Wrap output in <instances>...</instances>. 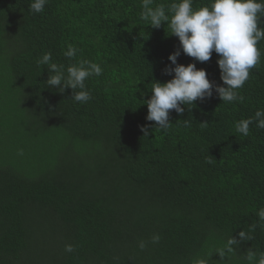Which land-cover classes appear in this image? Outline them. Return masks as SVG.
Segmentation results:
<instances>
[{
  "label": "trees",
  "instance_id": "obj_1",
  "mask_svg": "<svg viewBox=\"0 0 264 264\" xmlns=\"http://www.w3.org/2000/svg\"><path fill=\"white\" fill-rule=\"evenodd\" d=\"M173 2L152 6L171 16ZM31 3L0 0V264H247L248 250L264 252V129L253 121L248 136L235 131L264 109V39L237 90L244 100L226 103L215 92L218 54H183L167 22L140 19L142 0H48L38 14ZM70 44L79 49L71 59ZM176 51L177 64L205 70L214 88L182 114L170 110L165 133L146 120L145 102L154 82L173 78L163 70ZM46 52L65 70L81 59L100 65L85 81L89 101L46 85L52 73L37 66ZM252 226L251 240L216 255Z\"/></svg>",
  "mask_w": 264,
  "mask_h": 264
},
{
  "label": "clouds",
  "instance_id": "obj_2",
  "mask_svg": "<svg viewBox=\"0 0 264 264\" xmlns=\"http://www.w3.org/2000/svg\"><path fill=\"white\" fill-rule=\"evenodd\" d=\"M47 2L48 0H32L30 10L41 13ZM153 2L154 0H142L140 19L155 29L167 22L171 35L178 38L183 54L198 62L209 61L213 52L218 54L217 65L224 86L215 87V92L226 103L243 101L244 97L237 90L248 80L250 70L259 63L261 56L256 45L264 39V28L258 27L260 18L264 17V0H213L210 6H203L199 10L193 9V0H180L179 3L173 2L168 6L171 16L166 14L165 4L153 7ZM78 51L70 44L64 55L71 59ZM181 51L168 56L171 65L175 67L166 66L163 70L165 75L173 78L163 84L154 82L151 98L145 102L146 120L155 122L154 128L165 133L172 127L169 122L170 110L178 115L182 114L185 108L180 105L193 107L195 101L211 98L213 94L214 84L207 79L205 70H197L195 64L191 63L187 66L177 64ZM42 65H47L48 71L52 73L46 85L56 88L60 93L71 89L72 99L77 103H86L91 99L85 81L91 76L102 75L99 64L83 59L65 70L64 65L52 62L51 52L44 53L37 60V66ZM253 121L257 128L264 129V109L257 110L253 118L236 122L235 131L248 136L249 126ZM183 122L187 126L188 122ZM148 129L147 125L140 129L145 137L149 135ZM19 154H23L22 150ZM257 215L260 221H264V208ZM254 228L252 226L248 232L239 231L238 238L230 236L223 247L217 249L216 255L223 259L234 253L241 242L252 239L250 233ZM160 238L159 234H153L150 242L159 243ZM146 246L147 242L143 240L138 243L140 250H144ZM73 251L72 245H65V252ZM245 259L247 264H264V252L248 250ZM197 264H208V259L201 258Z\"/></svg>",
  "mask_w": 264,
  "mask_h": 264
}]
</instances>
